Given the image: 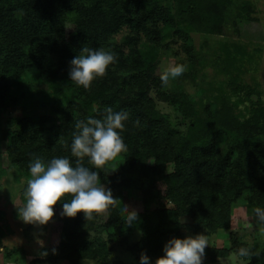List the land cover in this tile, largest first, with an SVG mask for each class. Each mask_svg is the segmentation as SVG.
I'll use <instances>...</instances> for the list:
<instances>
[{
  "label": "trees",
  "instance_id": "obj_1",
  "mask_svg": "<svg viewBox=\"0 0 264 264\" xmlns=\"http://www.w3.org/2000/svg\"><path fill=\"white\" fill-rule=\"evenodd\" d=\"M250 1L0 0V108L32 102L44 110L12 120L4 133L10 165L29 174L35 158L47 162L66 157L72 167L95 171L98 186L112 196L101 213L86 216L81 211L75 217L62 214V204L72 195L62 197L53 205L60 220L59 242L25 263L58 264L65 259L79 264L82 259L106 257L108 244L117 243L140 264L141 254L158 258L164 244L180 236L181 215L191 217L188 228L195 235L228 227L229 209L236 201H245L264 218V102L259 91L229 73L234 59L228 58L235 55L237 60L238 54L220 53L228 80L214 84L211 99L198 103L178 79L162 85L156 56V47L170 40L188 55L193 48L189 33H220L228 11L247 23L258 22ZM263 35L260 32L258 39ZM85 47L102 48L116 57L88 89L69 76L70 61ZM227 82L233 89L239 87L237 92L248 90L247 116L234 114L224 87ZM155 99L177 106L176 123L157 109ZM108 108L129 113L121 132L127 150L97 168L88 157L73 156L71 142L80 131L78 121L87 123L89 117L103 121ZM1 161L0 151V165ZM168 164L172 169L167 172ZM126 188L141 202V209L122 210L119 194ZM162 198L173 206L149 210L150 202ZM132 211L137 218L129 222ZM81 222L84 225L77 230ZM134 231L139 237L128 243ZM231 247L239 255L242 248L248 251L240 255L245 264H264V242L252 248L234 240ZM204 254L214 259L227 252L205 248Z\"/></svg>",
  "mask_w": 264,
  "mask_h": 264
},
{
  "label": "rangeland",
  "instance_id": "obj_2",
  "mask_svg": "<svg viewBox=\"0 0 264 264\" xmlns=\"http://www.w3.org/2000/svg\"><path fill=\"white\" fill-rule=\"evenodd\" d=\"M249 3L255 8L258 22L247 23L241 17H236L233 11H228L225 16L226 27L223 26L225 28H222L220 33L208 34L197 31L189 33L193 48L190 49L188 55L177 42L172 40L163 42L156 47V56L159 59L157 71H164L170 65H185L186 71L182 74L183 79L177 77L174 80L178 79L181 85L188 87L189 92L194 95L193 98L198 103L201 98L211 99V90H213L214 84H223V81L228 80L227 73L229 71H224L222 66L225 65V58H221L220 53L224 54V52L230 51L232 54L236 52L237 60L235 55L228 58L229 60L234 59L229 73H234L237 76V81L245 86L248 85L250 90L259 91L261 93L260 101L264 102V35L262 39H258L259 33H264V0H251ZM234 21L235 26L232 23ZM68 29L69 26H67ZM191 54L197 58L191 57ZM210 58L212 59L210 60ZM224 87L226 93L231 96L234 114L240 117L247 116L250 104L246 98L248 90L242 89L237 92L239 87L233 89L229 82L227 85L224 83ZM149 94L155 98L153 92L150 91ZM30 103L31 105L7 103L5 107L0 108V151L2 155L0 165V264H29L25 263V260L28 261L34 255L49 252L60 239V220L55 210L53 217L44 225L28 223L23 220L21 210L27 202V186L32 177L30 174L12 167L8 160L7 138L4 137V133L11 128L12 120L26 113L30 115L44 113L43 109L36 108L32 102ZM155 105L158 110L167 115L171 122L176 123L178 119L176 105L158 99H155ZM171 169L172 164H168L166 171ZM157 186L160 189L163 188L159 182ZM127 188L119 194L122 210L126 208L141 209V202L136 200L132 193L131 197ZM159 206L168 208L173 205L170 200L162 198L160 202H150L149 210ZM229 211L230 223L228 227H218L208 234H200L206 237V249H224L227 254L221 257L216 256L214 259L203 254L202 264H245L247 260L232 250L231 246L234 240L244 241L252 248L258 247L264 242V218L253 206L248 205L245 201H236L231 204ZM179 222L182 225L179 229L180 238L198 235L193 234L192 230L188 228L191 223L189 215H181ZM83 225L81 222L77 230ZM138 237L139 232L134 231L130 234L128 243L135 242ZM108 245L110 251L106 257L97 260L82 259L79 264H112L115 260H120L124 264L138 262L137 257L130 253L125 245L117 243ZM156 259L150 258L152 264H155ZM58 264H69V262L60 259Z\"/></svg>",
  "mask_w": 264,
  "mask_h": 264
},
{
  "label": "clouds",
  "instance_id": "obj_3",
  "mask_svg": "<svg viewBox=\"0 0 264 264\" xmlns=\"http://www.w3.org/2000/svg\"><path fill=\"white\" fill-rule=\"evenodd\" d=\"M115 59L111 51L85 47L70 61L69 76L77 86L88 89L95 79L105 75ZM185 71L183 64L170 65L161 74L162 85H167L170 78H177ZM107 113L103 121L92 117L88 118L87 123L78 121L76 128L80 131L71 142L72 155L81 160L88 157L97 168L127 150L121 132L129 113L114 112L111 108L107 109ZM28 171L32 178L28 181L27 202L21 210L25 222L46 224L54 215L53 205L66 194L72 195L70 202L62 204V214L68 217H75L81 211L91 216L112 203L111 192L98 186L97 173L82 165L72 167L66 157H53L47 162L35 158L29 163ZM136 218L135 211L127 217L129 222ZM206 245L207 240L203 235L173 237L164 244L163 254L155 264H202ZM240 255L246 256L248 251L242 248ZM140 264H152L147 254H141Z\"/></svg>",
  "mask_w": 264,
  "mask_h": 264
}]
</instances>
